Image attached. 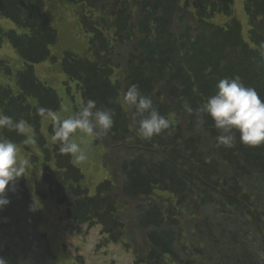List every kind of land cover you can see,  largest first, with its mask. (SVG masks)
<instances>
[{"label":"trees","instance_id":"1","mask_svg":"<svg viewBox=\"0 0 264 264\" xmlns=\"http://www.w3.org/2000/svg\"><path fill=\"white\" fill-rule=\"evenodd\" d=\"M244 1L247 39L235 15V0H66L82 29L92 35L93 59L66 53L61 70L78 83L85 103L91 99L98 108L111 110L112 140L134 149L133 156L120 161L122 189L143 204L137 224L149 244L148 260L165 255L179 264H194L187 256L204 254L198 246L205 254L213 252L196 238L217 245L220 234L227 240L229 256H237H226L227 264H264V208L258 210L247 193L255 176L264 180V146L240 143L237 132L233 147H218L212 119L205 114V123L197 126L195 112L184 108L187 102L198 109L216 94L219 80L237 76L264 98V0ZM98 6H111V20L95 18ZM0 18L21 30L0 25V46L8 41L24 63L17 72L6 61L0 63V113L27 122L24 133L3 129L0 137L14 141L30 162L26 177L9 185L5 198L10 203L0 209V232L19 229L25 257L10 260L18 249L8 243L0 249V258L7 264H44L53 256L48 241L45 251L22 231L44 222L43 204L48 200L68 205V219L102 225L118 242L127 223L118 215L113 183L104 181L91 196L72 158L58 155L51 141L53 123L43 127L46 117L37 115L40 107L56 112L61 106L57 92L34 69L46 60L58 61L51 54L58 37L49 15L27 0H0ZM109 30L122 47L118 54L103 32ZM114 53V60L120 61L113 60ZM121 68L125 78L118 77ZM132 84L172 121L169 131L151 140L137 134L140 117L123 101ZM130 118L131 133L126 125ZM157 192L166 201L164 207L154 196ZM26 216L30 223L24 224ZM183 227L190 233V246L182 242Z\"/></svg>","mask_w":264,"mask_h":264},{"label":"rangeland","instance_id":"2","mask_svg":"<svg viewBox=\"0 0 264 264\" xmlns=\"http://www.w3.org/2000/svg\"><path fill=\"white\" fill-rule=\"evenodd\" d=\"M36 1L47 10L59 34L58 44L51 47L52 54L58 61L54 63L49 60L43 64L37 65L36 74L40 80L46 82L58 92L62 99V108L56 114L61 119H64L74 113V106L79 109L84 103L81 100L80 94L77 92L75 83L70 84L75 103L69 97L67 86L64 85L66 78L61 72L60 63L66 52H70L81 58L93 59L92 53L89 50L90 38L88 34L83 33L75 12L66 1ZM235 6L237 12L243 18L245 29H247V18L243 16L242 11L243 0H236ZM109 9L110 11L112 10L111 6H98L95 11L93 10L95 18L104 17L108 21L111 20V18L108 17L109 13L111 14L110 11H107ZM0 23L4 26H8V28L14 27L6 21H0ZM104 33L106 34L108 32L104 31ZM108 35L111 36V32H109ZM113 45V51L116 54L122 52L120 49L122 47H118L116 43ZM115 53L112 57L113 59L115 58ZM2 60L6 61L15 72L24 67L23 61L7 42H4L0 47V61ZM117 74L120 78H125L127 76L124 68L119 69ZM1 81L0 77V82ZM128 120L129 122L127 121L126 125H128L131 133L133 131L134 121L133 118ZM84 140L86 141L88 159L84 162L74 161V163L86 175V181L84 183L85 188L93 195L100 182L105 180L112 181L115 185L114 193L118 196L120 202H122L121 199L124 202H128V206L125 207V209L123 208L122 211L123 215L131 220L133 216L128 215L127 212L130 211L133 214L132 199H128L122 194L120 183L123 184L124 179L118 174V170L120 171V161L124 155L133 156L134 149H131L126 143L113 141L108 133L97 138L84 137ZM78 142H80L79 138ZM19 158L23 159L20 150ZM254 178L255 180L248 185L249 190L247 193L254 198L255 204L258 207L257 209L261 210L260 208H264V180L259 178V176H255ZM154 196L164 207L166 201L163 200L162 194L157 192ZM67 208V205L59 206L54 201L48 200L46 204H43L45 213L44 222L38 227L33 223L31 228L22 229L25 235L27 234L28 237L30 236L36 242L35 245L38 244L41 249L46 246L47 241L49 242L50 250L53 256L57 255V260H55L53 256H50L45 258L44 264H179L169 256H162L160 260L156 262L148 260L147 252L149 244L147 239L137 228L131 226L130 222H127L129 228L126 231L122 244H107L102 240L104 237H102L100 233V227L89 229L86 226H80L68 221L66 218ZM262 214H264V210H262ZM27 223H30V220L26 216L24 224ZM192 231L196 230L193 229ZM33 232L35 233L34 235H32ZM183 233V242H187L188 246H190V233L186 231L185 227H183ZM20 234L21 232L16 227L0 232V249L5 248L8 243L11 245L15 244L14 246L18 249V256L13 255L10 260H22L25 257V253L23 252L25 246L22 244V237ZM195 241L212 249L213 252L209 253L208 251V253L205 254V249L198 246L197 248H201L204 254L196 256L189 254L187 256L188 259L194 261V264H227L225 258L226 256L229 257V254L224 251L221 253L220 247L223 246L221 240L217 241V245L215 242L211 244L209 240L200 241L196 238ZM27 260L29 261V259ZM140 260H142V262Z\"/></svg>","mask_w":264,"mask_h":264},{"label":"clouds","instance_id":"3","mask_svg":"<svg viewBox=\"0 0 264 264\" xmlns=\"http://www.w3.org/2000/svg\"><path fill=\"white\" fill-rule=\"evenodd\" d=\"M123 101L134 108L140 117L137 134L141 138L151 140L172 128V121L159 113L152 99L142 94L138 85L132 84L127 89ZM184 108L189 113L195 112L197 126L205 123V114L212 119L218 130V147H233L237 132L240 143L250 147L264 146V98L255 88L245 86L238 76L219 80L216 94L208 97L198 109L194 110L187 102L184 103ZM37 115L47 117L53 122L51 141L57 146L58 155L68 156L76 162L88 159L84 137H100L114 126L111 110L98 108L96 101L91 99L64 119L51 109L43 107L37 110ZM26 123L24 119L17 121L0 113V130H15L22 134ZM24 142L34 141L25 139ZM29 167V160L19 158L18 145L12 140L0 137V209L10 203L5 198L9 185L26 177ZM0 264L7 262L0 258Z\"/></svg>","mask_w":264,"mask_h":264}]
</instances>
